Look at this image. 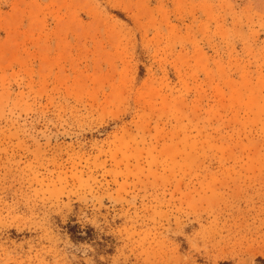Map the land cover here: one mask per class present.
Instances as JSON below:
<instances>
[{"label": "rangeland", "instance_id": "obj_1", "mask_svg": "<svg viewBox=\"0 0 264 264\" xmlns=\"http://www.w3.org/2000/svg\"><path fill=\"white\" fill-rule=\"evenodd\" d=\"M0 264H264V0H0Z\"/></svg>", "mask_w": 264, "mask_h": 264}]
</instances>
